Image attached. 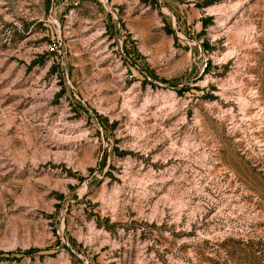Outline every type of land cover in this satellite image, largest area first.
Wrapping results in <instances>:
<instances>
[{
    "label": "rangeland",
    "instance_id": "rangeland-1",
    "mask_svg": "<svg viewBox=\"0 0 264 264\" xmlns=\"http://www.w3.org/2000/svg\"><path fill=\"white\" fill-rule=\"evenodd\" d=\"M221 240L264 264V0H0V264Z\"/></svg>",
    "mask_w": 264,
    "mask_h": 264
},
{
    "label": "trees",
    "instance_id": "trees-1",
    "mask_svg": "<svg viewBox=\"0 0 264 264\" xmlns=\"http://www.w3.org/2000/svg\"><path fill=\"white\" fill-rule=\"evenodd\" d=\"M162 83L173 82L160 80ZM99 120L102 122L101 118ZM213 259L211 264H241L243 260L258 261L263 253L261 240H221L213 245ZM30 254L31 251L23 252Z\"/></svg>",
    "mask_w": 264,
    "mask_h": 264
}]
</instances>
